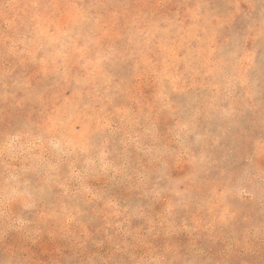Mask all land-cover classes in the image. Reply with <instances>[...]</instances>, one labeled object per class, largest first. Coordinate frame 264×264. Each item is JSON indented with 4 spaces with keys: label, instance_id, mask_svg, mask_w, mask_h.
Instances as JSON below:
<instances>
[{
    "label": "rangeland",
    "instance_id": "rangeland-1",
    "mask_svg": "<svg viewBox=\"0 0 264 264\" xmlns=\"http://www.w3.org/2000/svg\"><path fill=\"white\" fill-rule=\"evenodd\" d=\"M0 264H264V0H0Z\"/></svg>",
    "mask_w": 264,
    "mask_h": 264
},
{
    "label": "bare ground",
    "instance_id": "bare-ground-1",
    "mask_svg": "<svg viewBox=\"0 0 264 264\" xmlns=\"http://www.w3.org/2000/svg\"><path fill=\"white\" fill-rule=\"evenodd\" d=\"M90 42V41H89ZM72 145V144H71Z\"/></svg>",
    "mask_w": 264,
    "mask_h": 264
}]
</instances>
